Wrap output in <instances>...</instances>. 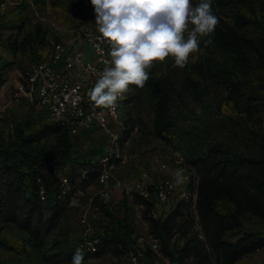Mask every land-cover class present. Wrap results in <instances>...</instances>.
I'll use <instances>...</instances> for the list:
<instances>
[{
	"label": "rangeland",
	"instance_id": "374dc122",
	"mask_svg": "<svg viewBox=\"0 0 264 264\" xmlns=\"http://www.w3.org/2000/svg\"><path fill=\"white\" fill-rule=\"evenodd\" d=\"M212 11L219 24L211 45L201 41L184 68L172 57L155 62L144 88L129 86L117 111L122 127L110 125L121 157L106 182L96 173L102 153L113 151L108 135L70 130L68 162L43 168L73 179L58 194L55 224L48 227L40 197L37 232L0 219V264H71L77 248L84 264H127L130 252L151 264H264V0H212ZM94 23L90 0H0V147L15 153L24 173L16 178L0 153V197L8 187L30 190L21 139L49 120L25 97V67L53 43L86 45L80 28ZM52 142L23 143L34 153ZM178 169L191 175L169 200L140 196L139 181L175 180ZM86 170L91 179L81 177ZM101 190L109 199H99ZM11 197L17 207L3 197V213L23 218L29 204Z\"/></svg>",
	"mask_w": 264,
	"mask_h": 264
},
{
	"label": "clouds",
	"instance_id": "9594fccd",
	"mask_svg": "<svg viewBox=\"0 0 264 264\" xmlns=\"http://www.w3.org/2000/svg\"><path fill=\"white\" fill-rule=\"evenodd\" d=\"M101 39L110 47V66L104 68L88 97L95 107L114 112L130 85L144 88L148 70L155 62L172 57L174 67L184 68L191 54L212 44L219 18L212 0H90ZM191 26V27H190ZM187 34V35H185ZM180 157V153H174ZM183 169L175 182H184ZM105 200L107 193H102ZM43 198V197H42ZM71 264H84V252L77 248Z\"/></svg>",
	"mask_w": 264,
	"mask_h": 264
},
{
	"label": "built area",
	"instance_id": "2783aa9c",
	"mask_svg": "<svg viewBox=\"0 0 264 264\" xmlns=\"http://www.w3.org/2000/svg\"><path fill=\"white\" fill-rule=\"evenodd\" d=\"M77 31V30H75ZM79 38L86 44H77L73 39L69 42H56L48 51L37 56L35 60L24 69L26 99L32 101L36 112L42 113L49 120L59 121L71 131L101 130L108 135V142L113 151H104L99 161L96 178L100 183L107 181L109 169L121 157L119 152V133L110 125L122 127V121L117 116L119 106L124 105L127 93L123 100L118 101L114 112L95 107L90 101L88 92L94 87L100 73L105 67L110 66V47L101 39V34L94 23L87 27H81ZM1 58V54H0ZM119 128V129H120ZM190 173L185 175L189 180ZM146 176V173H145ZM89 178V171L81 175ZM38 192L41 199L45 198V186L38 179ZM57 181L62 189L69 187L68 177L59 172ZM178 185L173 179L159 180L152 183H137V191L143 198L153 200L155 205L169 200L176 194ZM64 188V189H63ZM104 190L99 191V199L103 198ZM182 197L187 191H182ZM43 197V198H42ZM155 198V199H154ZM98 209V205L94 207ZM85 222V216L81 217ZM99 237H91L87 243L88 248L95 251ZM155 246V244H154ZM127 264H151L147 259L135 252H130Z\"/></svg>",
	"mask_w": 264,
	"mask_h": 264
},
{
	"label": "trees",
	"instance_id": "16d2710c",
	"mask_svg": "<svg viewBox=\"0 0 264 264\" xmlns=\"http://www.w3.org/2000/svg\"><path fill=\"white\" fill-rule=\"evenodd\" d=\"M128 100V97L125 101ZM124 101V102H125ZM41 118H44L42 113L36 112ZM70 130L59 121L47 120L32 134L22 137L21 147L19 148L25 154V157L28 158V167L29 170L27 175L31 184L30 190L25 191L23 187H8L6 193L3 197L6 199V203L12 204L17 207L18 201L11 197V194L22 195L26 204H29V209L27 210L23 218H12L10 217L13 214V210L9 213H3V197H0V219L3 222H16L18 227L26 230L30 233L37 232L36 223H32V216L35 210L40 211L41 202L39 199L38 186L41 179L42 183L45 186V199L46 206L49 207L50 214L48 220V227H51L55 224L57 220V215L61 210L58 194H61V187L57 181V176L54 174L43 171L44 166H47L49 169L55 167L60 163L68 162L70 156L73 152V143L69 138ZM26 137V138H25ZM45 138H51L52 143L49 146H42L39 149L37 148L34 153L31 152V148L27 144H24V141L28 143L38 141ZM1 158L3 161H10L11 165L6 163L16 178H21L24 173L20 170V163L16 162L17 156L13 151H9L6 148L0 147ZM96 154V153H95ZM94 154V155H95ZM88 161L91 158H85ZM38 162V165L36 164ZM94 174L89 171V178L91 179ZM73 182V179H70V183ZM60 188V189H59ZM63 194V193H62ZM122 222V220H118ZM100 239V238H99ZM100 241V240H99ZM99 243V242H98ZM97 243V245H98Z\"/></svg>",
	"mask_w": 264,
	"mask_h": 264
}]
</instances>
